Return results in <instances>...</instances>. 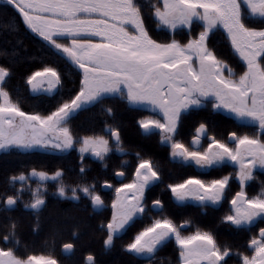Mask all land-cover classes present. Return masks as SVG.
Wrapping results in <instances>:
<instances>
[{
	"label": "snow or ice",
	"instance_id": "snow-or-ice-1",
	"mask_svg": "<svg viewBox=\"0 0 264 264\" xmlns=\"http://www.w3.org/2000/svg\"><path fill=\"white\" fill-rule=\"evenodd\" d=\"M6 3L18 13L30 33L79 71L76 90L69 98L44 113H30L13 99L6 86L11 69L0 65V151L66 153L78 145L79 173L83 176L86 154L103 163L113 146L124 151L121 135L118 127L105 121L104 134L77 137L71 121L96 106L112 117L113 109L106 102L119 100L126 106L149 111L150 115L138 120V126L146 136L159 135L160 142L168 147L170 162L181 167L194 165L204 174L227 164L233 166L232 174L218 178L189 175L182 182H169L166 187L178 205L195 202L201 207L219 206L235 178L239 190L228 200L229 213L222 222L237 230L251 231L258 218L264 220V189L253 196L246 191L254 170L264 169V0H155L149 9L153 22L172 34L165 41L154 38L146 26L142 0ZM194 24L197 31L193 30ZM185 29L186 40H178L176 34ZM217 33L242 62L239 74L210 47V38ZM44 84L47 87L43 90L49 93L62 84L57 69L44 67L26 79L33 92ZM208 106L214 113L229 114L238 125L255 126L261 135L231 131L222 140L210 135L206 123L201 122L191 144L178 140L183 116ZM202 140L206 147H201ZM30 174L38 177L41 185L24 206L36 215L37 228L46 203L41 187L46 191L48 181L54 183V194L59 198L79 201L82 194L94 211L105 207L95 184L81 183L69 188L63 182L61 169L49 174L33 168ZM115 176L124 177L125 170L116 171ZM27 179L23 173L8 178L9 185L14 187L19 181L22 187L18 192L0 194V210H12L18 204ZM161 181L162 174L152 160L139 153L129 182L114 186L104 181L103 187L114 192L110 218L101 225L105 231L104 247H112L127 226L152 211L154 217L124 246L126 252L151 264L157 251L174 241L177 264H228L232 250L219 244L211 230L191 231L190 220L176 223L164 215V204L159 198L152 200L150 209L146 208V191ZM15 229V222H11L0 237V264H59L52 254L54 239L49 253L31 254L20 250ZM62 247L68 253L74 244L64 243ZM234 255L236 264H264V228ZM85 264H96L92 254L87 255Z\"/></svg>",
	"mask_w": 264,
	"mask_h": 264
},
{
	"label": "trees",
	"instance_id": "trees-1",
	"mask_svg": "<svg viewBox=\"0 0 264 264\" xmlns=\"http://www.w3.org/2000/svg\"><path fill=\"white\" fill-rule=\"evenodd\" d=\"M155 0H142L144 5V17L146 26L154 38L165 41L171 38V33L167 29L158 28L150 15V5ZM193 30L197 31V26L193 25ZM185 29L178 32V40H186ZM210 47H214L218 55L224 59L234 72L239 74L242 62L231 51L222 35L217 33L209 41ZM0 65H6L11 69V77L7 81V88L14 100L18 101L23 110L27 112L44 113L54 109L62 100L69 98L76 90L78 83V69L71 66L66 60L58 58L49 48L21 22L18 13L9 5L6 0H0ZM44 67H54L62 77V84L57 86L53 93L45 92L43 89L46 84L39 86L40 92L33 94L30 86L26 85L27 77L34 71L42 70ZM107 107H111L114 116L109 117L100 106L92 107L87 111L80 112L71 121L74 135L82 137L91 134H104L105 121L108 124L119 128L122 145L132 152L142 145L154 146V138H143L138 126V120L142 119L144 113L138 109L126 106L119 100H108ZM199 114V110L193 111L190 115ZM191 120H201L199 117ZM78 146V145H77ZM77 146H75L77 148ZM70 151L67 158L60 159L57 155L44 151L21 152L11 150L0 153V194L7 191L9 194L19 191L18 187H12L7 183L12 175L27 173L33 168L47 172H53L59 167L65 168L64 163H76L78 156L77 149ZM157 150H160L157 148ZM162 150V149H161ZM72 157V158H71ZM150 158V157H148ZM153 164L159 168L162 161L152 160ZM78 172V171H76ZM75 180L81 184L85 183V178L74 175ZM170 178V177H169ZM168 179L167 177V181ZM32 196L21 193L18 207L14 211L0 210V237L8 230L11 222L16 224V234L19 240L21 251L31 254H47L53 249L52 241L55 240L54 251L52 254L58 259L59 264L70 263L76 257L66 258L62 255L61 249L64 243L76 245L74 256L83 257L91 250L93 242L91 237H86L95 227V223L88 215L87 208L83 209L66 200H58L57 196L51 194L47 196V206L41 215L39 228L36 227L37 221H32L29 212L22 211L25 204L31 202ZM97 232V230H95ZM74 233L78 239L73 240ZM0 246H3L0 240ZM93 252V251H92ZM176 250H173L171 259L176 264ZM77 257V258H79ZM129 260V259H126ZM101 264V261H98ZM125 264V263H124Z\"/></svg>",
	"mask_w": 264,
	"mask_h": 264
},
{
	"label": "flooded vegetation",
	"instance_id": "flooded-vegetation-1",
	"mask_svg": "<svg viewBox=\"0 0 264 264\" xmlns=\"http://www.w3.org/2000/svg\"><path fill=\"white\" fill-rule=\"evenodd\" d=\"M129 107L133 109H138L133 106ZM138 110L143 111L142 113H144V115L142 118L150 115L147 109ZM190 113L185 114L183 116L179 129V135L177 136V139L181 140L185 144H191V141L196 134V128L201 122L206 123L208 133L210 135H215L217 138L222 140L226 139V137L231 131H237L238 134L261 135L260 130L255 126L238 125V122H236L234 118L231 117L229 114L224 112L214 113L211 110L210 106L199 109V114L190 115ZM196 117H199L201 120H191ZM140 133L143 138H154L156 141V145L154 144V146L151 147L147 145H142V147L137 148V150H139L140 152H132L125 148L121 142V147L124 149V151L119 152L115 149V146H113L112 151L109 153L108 157L103 163L98 161L91 155H85L83 165L86 169V172L83 176H81L79 173L81 159L80 154L78 152L79 146H77V148L74 147V149H77L78 154L76 158V163L73 164L70 161L69 164H63L65 168H58L63 170V182L68 185L69 188L80 184L77 179L75 180V174L84 177L86 181L85 183L89 185L95 184L97 193L101 195L102 199L105 202V207L103 210L94 211L91 207L90 201H88L86 198H83L82 194L81 199L79 201L59 198L57 195L54 194L55 185L53 182H46V191L43 187H41V191L45 195L46 203L39 214V221H41V215L43 214L47 206V196L53 194L57 196L58 200L60 201L66 200L67 202H72L74 203V205L82 207L83 209L87 208L89 217L96 225L95 227H93V230L90 234H86V237H91L90 241L93 242V245L90 247L93 252L88 251V253H85L82 258L77 255L74 256L76 252V245L74 244V249L68 253H65L62 247V255L66 258L76 257V259H73L70 262L73 264H85L86 257L88 254H92L94 256L96 264H98L99 260L101 261V264H148V260L141 257H135L133 254L126 252L124 246L128 242H130L134 235L139 230H141L144 225L150 222V220L155 215L154 212L149 211L145 216H143V218H136L134 222H132L129 226L126 227V229L122 233L119 234L118 238H116L115 240L114 245L110 248H105L103 245L105 231L101 227V225L106 223L107 220L110 218V204L114 195L112 189L103 187L104 181H108L114 186H119L121 181L129 182L134 170V166L137 164V153H139V155L143 158L150 157L148 159L162 161L158 168L162 174V179H165V181H167V177L168 179H170L167 182H164V180H162L161 182L150 186V190L146 191V208L150 209L152 200L159 198L164 204V215L169 216L176 223L180 224L183 223L185 220H190L192 222L191 231H195L196 228H200L203 230H211L216 235L219 244H226L230 246L233 255H230V257L227 258L228 264H236V257L234 253L237 250H244L250 238L252 236H258L260 228H264V220H261L259 218L254 223V225L251 226V231L237 230L234 226H230L228 223L222 222V218L229 213L230 204L228 203V200L231 198L232 195L235 194L236 191L239 190L238 181L235 178L230 181L225 200L221 203V205L215 207H201L195 202H188L184 205H178L173 200L170 191L166 187L169 182H182V180L188 177L189 175L203 174L206 179L218 178L220 176L229 175L234 172L233 166L231 164H227L217 170H210V174L202 173V170L196 168L194 165L192 167H181L179 163L170 162L168 147L166 144L160 142L159 135L153 134L150 136H146L141 129ZM201 147H206V141L202 140ZM157 148L160 150H157ZM51 154L57 155L60 159L70 157L67 156L68 153ZM125 161L127 163L122 168L121 165ZM105 164L106 167L104 166ZM119 170H125L124 177L120 178L115 176V172ZM30 172L31 171L23 173L25 176L28 177V179L23 182L22 193L25 194V192H27V196H32V192H34L37 187L41 185V182L31 180L29 178ZM53 172L48 173L52 174ZM253 177L254 178L248 182V185L246 187V191L249 196L257 195L261 192L262 189H264V169H255ZM15 186H17L19 190L22 187L21 183L18 181ZM68 196H71L70 190L68 191ZM18 207H20L19 201L18 204L10 211H14ZM22 211L29 212L32 221H37L36 215L34 214L31 208H25V206H23ZM95 230H97V232H95ZM76 239H78V236L75 234L73 236V240ZM173 250H176L174 241L172 243H169L167 246L160 248L155 254L154 258L151 259V264L174 263L171 259ZM176 256L178 257V252H176ZM175 262L177 264V261Z\"/></svg>",
	"mask_w": 264,
	"mask_h": 264
},
{
	"label": "rangeland",
	"instance_id": "rangeland-1",
	"mask_svg": "<svg viewBox=\"0 0 264 264\" xmlns=\"http://www.w3.org/2000/svg\"><path fill=\"white\" fill-rule=\"evenodd\" d=\"M226 72H227V70H225V74H226ZM43 87H44V85H43ZM46 87H47V85H46ZM45 87V88H46ZM57 89V88H56ZM56 89H54L51 93H53V92H55V90ZM31 92L33 93V94H36V93H38V92H40V91H36V92H33L32 90H31ZM46 92V91H45ZM49 93V92H48ZM134 107V106H133ZM74 149V148H73ZM17 151H19V150H17ZM71 151V150H70ZM69 151V152H70ZM3 151H0V153H2ZM21 152H23V151H21ZM69 152H66V153H69ZM55 153H57V154H64V153H60V152H55ZM86 155H89V154H86Z\"/></svg>",
	"mask_w": 264,
	"mask_h": 264
},
{
	"label": "water",
	"instance_id": "water-1",
	"mask_svg": "<svg viewBox=\"0 0 264 264\" xmlns=\"http://www.w3.org/2000/svg\"><path fill=\"white\" fill-rule=\"evenodd\" d=\"M31 173V172H30ZM29 173V178L31 179V180H35V181H38V182H41L39 179H38V177H33V176H31V174ZM19 182V181H18ZM48 182H52V181H48Z\"/></svg>",
	"mask_w": 264,
	"mask_h": 264
}]
</instances>
